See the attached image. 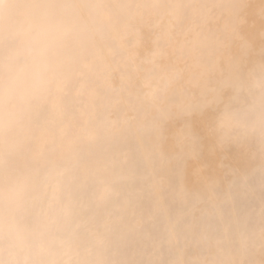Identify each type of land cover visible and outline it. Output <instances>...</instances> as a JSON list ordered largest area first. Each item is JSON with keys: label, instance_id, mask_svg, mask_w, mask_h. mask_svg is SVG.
I'll use <instances>...</instances> for the list:
<instances>
[{"label": "clouds", "instance_id": "9594fccd", "mask_svg": "<svg viewBox=\"0 0 264 264\" xmlns=\"http://www.w3.org/2000/svg\"><path fill=\"white\" fill-rule=\"evenodd\" d=\"M0 264H264V0H0Z\"/></svg>", "mask_w": 264, "mask_h": 264}]
</instances>
